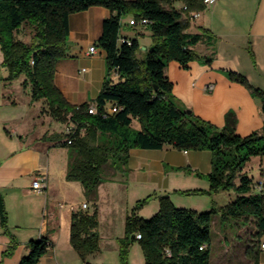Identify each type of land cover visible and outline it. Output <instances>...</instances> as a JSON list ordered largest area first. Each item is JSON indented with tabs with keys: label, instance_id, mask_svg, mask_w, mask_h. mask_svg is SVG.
<instances>
[{
	"label": "trees",
	"instance_id": "1",
	"mask_svg": "<svg viewBox=\"0 0 264 264\" xmlns=\"http://www.w3.org/2000/svg\"><path fill=\"white\" fill-rule=\"evenodd\" d=\"M188 11H180L174 0H0V46L2 65L8 76L5 81L24 77L23 86L30 90L33 102L45 101L50 115L60 123H74L75 135L53 134L45 140H57L70 153L67 179L79 181L88 199L97 200V190L104 181L105 168L124 171L132 149L161 150L171 146L184 151H210L212 170L208 174L210 190L188 191V195L236 192V198L221 208L224 220L251 219L255 224L250 258L259 264L264 236V188L257 189L254 177L244 172L253 157H264V127L248 136L236 131L235 112L226 114L223 127L202 119L184 107L173 94V83L166 74L172 61L188 69L191 62L210 65L213 56L203 57L194 50L199 43L214 46L209 30L190 33V13H200L205 0H181ZM94 6L112 12L104 21L98 46L107 53L108 71L117 72L118 79H107L97 99L98 114H89L92 103L73 105L56 86L57 63L67 54L72 14ZM124 18L136 22L147 19L144 26L152 35V46L144 58L138 57L140 44L121 41ZM35 27L31 43L16 38L26 25ZM230 80L244 85L261 103L264 113V90L253 86L248 78L236 71H227ZM120 111L107 114L110 106ZM137 121L139 129L133 128ZM84 132L81 133V130ZM72 143L69 144L68 141ZM153 196L137 202L126 219V234L120 240L121 264H129V249L139 242L146 264H211V228L214 210L197 211L177 207L169 197H162L160 210L150 218L138 210ZM1 223L11 238L4 256L17 246L8 230V217L0 195ZM98 212L72 214L71 244L86 260L100 249ZM137 234L142 239H137ZM51 243L45 236L28 243L29 254L19 264H39ZM260 246V248H259Z\"/></svg>",
	"mask_w": 264,
	"mask_h": 264
},
{
	"label": "crops",
	"instance_id": "2",
	"mask_svg": "<svg viewBox=\"0 0 264 264\" xmlns=\"http://www.w3.org/2000/svg\"><path fill=\"white\" fill-rule=\"evenodd\" d=\"M111 16L112 12L103 6L70 16L67 54L56 65L55 83L73 105L94 102L107 79H118L117 72L109 74L107 53L98 46L104 21ZM129 20L124 18L126 25ZM203 29L209 30L215 44L202 42L194 50L203 57L213 56L214 61L210 65L194 61L188 69L176 61L170 62L166 74L173 83V94L184 107L217 127H223L226 114L233 111L239 135L260 131L264 127L260 101L244 85L230 80L226 72L241 73L253 86L264 90V0H217L191 19L188 32L201 33ZM123 35L134 39L127 33ZM140 35L146 36L147 32ZM152 43L153 40L144 44L139 40L140 50L146 52ZM92 46L97 47L95 54L89 51ZM15 81L0 83V195L7 212L8 230L17 246L13 253L4 256L12 241L5 233L0 214V264H19L29 254V241L41 236L47 237L51 245L39 264H121L120 240L125 237L126 219L135 203L143 196L156 194V188L162 190L166 176L172 171L170 168H188L203 174L212 170L209 151L185 153L171 146L161 150L136 148L130 151L124 171L111 166L105 168L97 200L88 199L81 182L67 179L69 149L57 140L44 139L53 134L40 137V133L35 134L38 102L34 105L30 100L31 109L20 110ZM25 122L29 126H22ZM255 163L261 174L255 180L264 183V158H252L244 172L254 171ZM178 175L180 180L182 176ZM37 177L45 185L42 191L33 189ZM201 186L208 189L210 183L206 181ZM224 194L227 192L220 195ZM234 199L229 196L223 205ZM151 200L154 204L150 210L155 211L149 213L147 208L141 214L143 218H150L160 210L155 197ZM83 204L88 205L87 209H82ZM95 211L100 249L84 260L71 244L72 214ZM247 259V264H254L250 257ZM129 264H146L141 246L135 243L129 249ZM259 264H264V249L259 254Z\"/></svg>",
	"mask_w": 264,
	"mask_h": 264
},
{
	"label": "rangeland",
	"instance_id": "3",
	"mask_svg": "<svg viewBox=\"0 0 264 264\" xmlns=\"http://www.w3.org/2000/svg\"><path fill=\"white\" fill-rule=\"evenodd\" d=\"M146 31L147 35L142 36L140 35V32ZM150 30L146 29V26L144 25H137V26H131V25H122V33L123 34H129L135 39L140 40L143 44L147 41L152 40V36L150 37L149 33ZM35 34V27L26 24L24 25L18 33H16V38L22 41H25L26 43H31L32 38ZM138 56L140 58L145 57V51H139ZM4 60V55L1 50L0 46V83L3 80V78L8 76V71L6 67L2 65ZM24 77H21L20 80L15 81V97L18 98L20 110H30L31 106L28 102L32 100L30 96V90L26 89L23 86ZM3 83V82H2ZM28 97V98H27ZM29 99V100H28ZM36 102H34V105ZM36 113L38 114V120L36 121V127L35 134H39V137L43 134H64L66 133L67 128L72 123H65L62 124L55 120L50 113L48 112V105L45 101L38 102ZM33 109V108H32ZM28 125V122H25V124L22 126ZM29 126V125H28ZM32 126V123L31 125ZM134 129H139L140 125L137 121L133 123ZM33 130V129H32ZM34 130L31 131V134H33ZM210 152V151H209ZM256 159V157H253ZM257 158H264V157H257ZM251 161V160H250ZM258 165L255 163L254 165V171H249V176L253 175L255 179L259 177L260 171L258 169ZM172 171H170V174H168L165 178V186H162V190L159 188H156V194H152L151 196L155 197L156 202L158 204L161 203L162 197H169L171 201H173L176 205L183 206V208L187 209H193L191 207H199L197 211L201 212L204 211L207 207L206 211L214 210L215 213L213 214V223L211 228V235H212V245H211V264H247V258L250 257V246L254 243L251 242V240L254 239L253 233L255 232V224L254 222L244 219H233L230 218L229 220H224V217L221 212V208L225 207L226 205H223L226 202V198L232 197L234 199L236 192L233 190L230 191H219L212 194H197V195H188L186 192L188 191H196V190H204L209 191L210 187L203 188L201 186L206 181L209 183L208 180V174H203L199 171H194L192 169H181V168H170ZM181 174V179L179 180V177ZM164 185V183H163ZM160 187V186H158ZM201 188V189H200ZM132 189V188H131ZM142 189V188H141ZM140 189V190H141ZM166 189V191L164 190ZM151 190V188H149ZM135 192V189L133 190ZM153 190H151V193ZM227 192V195H220L222 193ZM219 196V197H218ZM226 196V197H225ZM237 196V194H236ZM146 199L147 196H143ZM141 199V200H143ZM152 200H150L147 204L143 205L138 210V215L142 217L141 214H144V211L154 204L150 203ZM217 201L218 203H214ZM154 202V201H153ZM137 205V202L131 209L130 213L134 209V207ZM223 205V206H220ZM161 206V205H160ZM196 210V209H194ZM155 211V210H154ZM153 211V212H154ZM152 210H150L149 213H153ZM136 246H140L139 242H135Z\"/></svg>",
	"mask_w": 264,
	"mask_h": 264
},
{
	"label": "built area",
	"instance_id": "4",
	"mask_svg": "<svg viewBox=\"0 0 264 264\" xmlns=\"http://www.w3.org/2000/svg\"><path fill=\"white\" fill-rule=\"evenodd\" d=\"M180 2H182V1H181V0H174V5L176 6V4H178V3H180ZM216 2H217V0H205V1H204V3L206 4L207 7H209V6L213 5V4H215ZM176 8H177L178 10H180V11H184V12H187V11H188V6H187L185 3H182V5H181L180 7H177V6H176ZM198 14H199V13H196V12H193V13L191 12V13H190V15H191L192 18L197 17ZM147 23H148L147 19H142V20L139 21V22H136L134 19H130V20L128 21V24L131 25V26H137V25H139V24H141V25H146ZM123 24H125L124 21L122 22V25H123ZM121 41H122L123 43L127 42V43L131 44V40H130V38H128V37H121ZM89 51H90L91 54H95V53L97 52V47H96V46H92V47L90 48ZM211 89H212V87H211ZM120 109H121V108H120V106H118V105L110 106V107L107 109V114H110V115L115 114V113L119 112ZM88 112H89V114H92V115H96V114H98V108H97V105H96L95 103H92V104L89 106ZM77 130H78L77 125L74 124V123H72V124L67 128V130H66V134H68V135H75L76 132H77ZM83 132H84V129L81 130V133H83ZM68 143L71 144L72 141L69 140ZM187 152H188V151H185V153H187ZM32 186H33V189L36 190V191H42L43 188L45 187V185L43 184V181H42V179H41L40 177L35 178V180L33 181ZM263 188H264V183L259 181V182L257 183V189H258V190H263ZM87 207H88L87 204H83V205H82V209H83V210L87 209ZM137 239H138V240L142 239V235H141V234H137ZM262 249H264V244H262Z\"/></svg>",
	"mask_w": 264,
	"mask_h": 264
},
{
	"label": "water",
	"instance_id": "5",
	"mask_svg": "<svg viewBox=\"0 0 264 264\" xmlns=\"http://www.w3.org/2000/svg\"><path fill=\"white\" fill-rule=\"evenodd\" d=\"M191 112H192V110H190V109H189V110H187V113H188V114H190Z\"/></svg>",
	"mask_w": 264,
	"mask_h": 264
}]
</instances>
